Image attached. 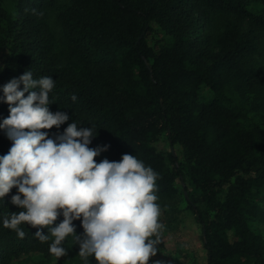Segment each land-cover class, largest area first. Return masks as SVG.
Wrapping results in <instances>:
<instances>
[{"label":"trees","instance_id":"16d2710c","mask_svg":"<svg viewBox=\"0 0 264 264\" xmlns=\"http://www.w3.org/2000/svg\"><path fill=\"white\" fill-rule=\"evenodd\" d=\"M28 70L69 116L41 132L92 127L89 147L110 145L97 163L131 154L158 173L160 217L192 211L205 264H264V0H0V89ZM12 144L0 129V156ZM17 193L0 199V264H85L72 236L57 259L39 226H3ZM159 235L148 264H168Z\"/></svg>","mask_w":264,"mask_h":264},{"label":"clouds","instance_id":"9594fccd","mask_svg":"<svg viewBox=\"0 0 264 264\" xmlns=\"http://www.w3.org/2000/svg\"><path fill=\"white\" fill-rule=\"evenodd\" d=\"M54 84L51 76L34 79L28 70L0 89V102L10 112L0 129L13 142L8 154L0 156V199L15 187L18 193L11 203L23 209L4 218L3 226L21 239L25 223L47 227L50 235L38 229L35 237L41 242L52 239L49 253L57 259L67 254L63 245L72 236L85 264L88 257L96 264H148L157 254L162 228L158 173L131 154L97 163L94 158L110 145L90 148L97 132L75 121L54 138L41 132L59 129L69 120L65 112L49 109ZM61 215L62 222L53 226ZM76 220L83 237L75 233Z\"/></svg>","mask_w":264,"mask_h":264},{"label":"rangeland","instance_id":"374dc122","mask_svg":"<svg viewBox=\"0 0 264 264\" xmlns=\"http://www.w3.org/2000/svg\"><path fill=\"white\" fill-rule=\"evenodd\" d=\"M179 205L176 214L160 217L165 250L159 258L168 264H205V250L202 246L200 226L190 209Z\"/></svg>","mask_w":264,"mask_h":264}]
</instances>
